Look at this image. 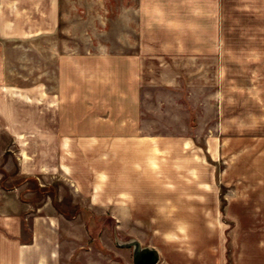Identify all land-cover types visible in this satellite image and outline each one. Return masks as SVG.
<instances>
[{"label": "crops", "instance_id": "obj_1", "mask_svg": "<svg viewBox=\"0 0 264 264\" xmlns=\"http://www.w3.org/2000/svg\"><path fill=\"white\" fill-rule=\"evenodd\" d=\"M60 4L61 0H0L3 174L10 175L13 160L18 161V173L24 178L50 177L56 167L72 174L75 169L66 162L78 156L90 173L105 181L88 191L75 180L84 187L81 192L88 191L86 197L93 206L100 207L97 198L102 196L103 205L118 203L138 222L140 215L154 208L145 222L174 223L166 220L177 207L171 203L172 190L164 183L154 185V176L175 175L163 174L164 161L171 154L181 160L186 151L192 154L190 160L198 161L195 174L199 177L202 144L214 153L213 146L220 143L248 144L252 133L264 132V0H134L130 7L135 17L134 50L101 54L57 51ZM42 45L50 46L49 57L57 70L56 98L46 106L41 87L10 83V75L16 72L12 68L19 71L16 66L42 63L43 54L37 52ZM144 65H178L172 71L161 69L171 76L162 74L156 81L175 96L182 95L183 66H193L187 72L192 71L189 77L194 82L210 81L214 133L210 131L199 142L190 135L145 131ZM93 150L100 151L94 162L90 161ZM24 194L29 196L23 187L11 190L0 185V264H104L91 260L88 241L96 240L94 236L69 232L70 219L53 203L37 201L33 195L26 200ZM160 237L165 246L177 240ZM183 238L187 240L183 247H169L163 253L174 251L182 257L195 252L197 264L220 261H203L204 250H215L205 238ZM132 240L144 247L139 238ZM145 247L154 248L162 257L160 249Z\"/></svg>", "mask_w": 264, "mask_h": 264}, {"label": "rangeland", "instance_id": "obj_2", "mask_svg": "<svg viewBox=\"0 0 264 264\" xmlns=\"http://www.w3.org/2000/svg\"><path fill=\"white\" fill-rule=\"evenodd\" d=\"M133 4L134 0H61L57 51H89L91 54L132 52L136 38L135 17L130 11ZM45 47L42 45L37 50L43 54L42 63L16 66L19 71L12 68V72L19 73L10 75L13 85L41 87L44 106L56 98L57 73L49 57L50 46ZM143 67L144 73L150 70L146 75L143 73L142 78V120L145 131L173 136L190 135L199 142L209 133H214L216 113L209 104L210 81H202L201 85L200 81L194 82L189 77L192 71L187 72V68L191 70L193 66H183L179 79L182 95L175 96L166 93L156 85V81L161 79L162 74L170 75L160 72L161 69L172 71L179 68L178 65ZM250 136L248 144H238L236 141L234 144L220 143L213 146L214 153L202 144V173L199 177L195 174L199 171L198 161L190 160L192 154L190 157L186 151L181 154V160H177L178 154H171L172 159L164 161L166 166L163 174L170 171L175 175L154 176V185L164 183L172 190L171 203L177 207L166 218L174 222L169 224L145 222L150 220L149 213H154V208L140 215L138 222L133 219L129 209H119L118 203L114 205L111 201L107 207L103 205L102 196L97 198L100 207L93 206L86 193L105 181L93 171L90 173L86 161L78 156H74V160L68 157L73 161L66 162L69 166L73 165L75 171L72 174L56 167L50 171L52 176L40 180L20 177L18 161L13 160L10 175L6 172L3 174L0 167V185L11 190L23 187L37 201H50L59 213L70 219L67 223L69 232L76 236L78 232L84 236H94L92 238L96 240L88 241L93 263L102 261L110 264L113 261V264H132V250L122 249L117 243L139 238L144 247L150 245L160 249L162 257L158 264H197L195 252L182 257L175 255L174 251L171 254L163 253L169 247H183L187 241L183 237L193 236L195 239L205 238L206 243L215 248L212 251L204 250V262L209 258H218L221 262L216 264H264V132H254ZM94 147L98 149L99 146ZM177 150L175 148L171 152ZM99 153V150H95L90 155V161ZM77 179L87 186V192H81L84 187L77 185ZM200 184L203 185L202 190H199ZM23 196L26 200L30 199L25 194ZM80 221L83 225L79 224ZM160 236H171L177 240L165 246ZM99 251L101 254H97Z\"/></svg>", "mask_w": 264, "mask_h": 264}, {"label": "water", "instance_id": "obj_3", "mask_svg": "<svg viewBox=\"0 0 264 264\" xmlns=\"http://www.w3.org/2000/svg\"><path fill=\"white\" fill-rule=\"evenodd\" d=\"M123 248L132 250V264H158V252L154 248L142 247L139 242L129 240L125 243L118 244Z\"/></svg>", "mask_w": 264, "mask_h": 264}]
</instances>
